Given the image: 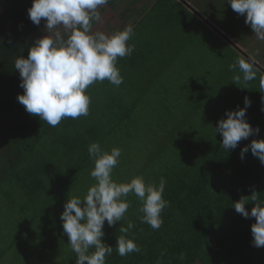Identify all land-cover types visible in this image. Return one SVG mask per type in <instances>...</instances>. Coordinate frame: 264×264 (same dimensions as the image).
<instances>
[{
    "label": "trees",
    "instance_id": "obj_1",
    "mask_svg": "<svg viewBox=\"0 0 264 264\" xmlns=\"http://www.w3.org/2000/svg\"><path fill=\"white\" fill-rule=\"evenodd\" d=\"M125 1L109 0L106 6L115 9ZM153 1L156 9H150L157 12L154 18L159 22V28L151 37L155 42L151 49L136 43L135 38L150 16L148 2L142 9L125 15L126 18H135L137 23L134 34L127 42L134 46L133 53L118 58L116 63L122 73L144 70L145 67L137 63L146 59L150 52L162 49L158 41L165 44L172 34L179 43L180 34L182 37L185 35L180 25L188 27L192 25L190 21H197L180 0ZM31 5L32 0H0V7L4 9L0 14V31L11 26L0 35V116L3 117L0 124V195L5 199L11 197L2 189L3 185L10 184L18 192V197L25 199L22 212H35L30 225L48 211L60 191L73 187L94 169V160L88 153L92 143H99L103 151L110 153L114 138L115 142L119 139L131 140L130 130L138 107L137 103L127 107L126 103L118 104L114 100L107 105L99 103L96 97L98 81L85 90L91 101L87 116L63 118L52 127L27 113L17 100L23 89L20 87L19 71L14 67L15 61L19 57H28L36 36L45 29L43 18L39 26L29 19ZM94 25L93 21L92 28ZM148 27L155 28L151 23ZM63 35L67 39V35ZM262 81L264 78L257 85L260 86ZM259 91L261 96L257 106L246 118L253 129H260L259 134L241 140L235 149L226 151L219 133H215V138L209 133L199 141L196 139L193 131L199 130L196 122L200 105L189 109L195 111L193 114L186 109H178L176 113L170 110L159 126L149 130L156 139L178 140L189 135L186 148L197 152L192 156V165H183L176 160L168 164H173L164 176L163 199L168 201V206L161 212L163 224L158 230L141 222L143 213L138 208L131 212V220L124 219V223L117 222L111 227L104 225L103 243L113 247L112 254L105 257L106 264H264V247L256 248L252 244L251 225L255 223V218H244L233 207L242 197L248 203L245 208L249 212L256 203L264 206V165L250 149L241 159V150L245 146L253 140H264V88L260 87ZM193 103H196L194 91L179 107H190ZM172 108L177 110L175 104ZM234 108L231 106L229 111ZM154 179L155 183L149 184L158 187L161 178L156 174ZM53 189L57 190L54 196ZM254 192L257 195L255 201L251 198ZM129 223L133 225L130 229ZM121 227L128 231H120ZM120 236L133 240L141 251L121 257L115 249ZM12 245L15 243L12 242Z\"/></svg>",
    "mask_w": 264,
    "mask_h": 264
},
{
    "label": "rangeland",
    "instance_id": "obj_2",
    "mask_svg": "<svg viewBox=\"0 0 264 264\" xmlns=\"http://www.w3.org/2000/svg\"><path fill=\"white\" fill-rule=\"evenodd\" d=\"M223 2L211 0L208 5L212 9L216 4L221 15ZM141 3V0H126L115 9L106 5L98 9L101 20L94 21L95 25L90 34L103 32L111 36L127 26L134 29L137 20L130 19V16L126 18L125 15H128L127 12H130L135 5L137 10H140ZM182 5L186 7L185 4ZM194 8L198 9L196 6ZM3 10V7H0V14ZM149 13L150 16L147 15V20L143 22L135 38L136 43L139 42L141 46L151 49L155 43L151 37L155 29L159 28V22L154 18L157 13L155 10L150 9ZM200 13V16L206 19L202 21L203 23H198V20L202 19L198 16L196 23L190 21L192 25L188 27L180 25L185 35L182 37L180 34L179 43L175 41L172 34L165 44L157 42L162 49L150 52L146 59L137 63L145 67L144 70L129 73L126 71L122 73L119 70L123 83L118 87L107 80L99 84V90L96 93L99 103L107 105L114 100L118 104L126 103L127 107L133 103L138 104L130 130L131 140L119 139L115 142L116 138L113 139V148L121 150L118 164L112 172V179L118 184L128 183L136 176H142L146 184L155 183L156 179L153 181V176L157 174V177L164 179L168 168L173 166L168 164L175 162L174 160L183 165H192V156L197 150L189 151L186 148V143L190 140L187 138L190 137L189 135L180 137L178 140L164 137L156 139L155 136H151L153 132L149 130L159 126L170 110L176 113L178 109H186L188 113L193 114L195 111L189 109L200 105L201 111L196 122L199 130L193 131L199 141L209 133L215 138V124L222 117L226 119L223 112H228L231 106L236 107L233 111L245 108V98H247L251 104L246 109V118L257 106L256 103L261 96L259 91L261 85L258 86L257 82L264 78V66L256 65L252 61L249 57L250 50L246 47V43H252L256 34L245 35V31L252 30L249 25H242L236 28L238 29L236 31L231 30L234 34L225 35L219 29V15L215 21L212 14H207L206 9L201 10ZM232 13L230 6L229 14L227 11L222 16L228 23L226 27H223L224 29H230L229 27L233 24L230 17ZM121 16L124 18L122 19ZM165 22H168L167 19ZM148 23L155 28L148 27ZM213 23L219 28L213 27ZM10 27L2 29L0 35ZM189 29L190 32H186ZM61 32L62 35L65 34L63 30ZM46 34L45 29L40 31L36 36L37 40ZM258 55L264 60V50H260ZM239 59H245L246 62L253 64L256 73L254 80L245 82L243 73L238 67L234 70L230 69V65L236 64ZM237 75L241 77L239 83L234 80ZM192 91L196 93V103L191 104L190 107L186 105L179 107L183 100L188 99ZM173 104L177 106V110H173ZM2 122L3 117L0 116V124ZM123 136L127 138L124 133ZM63 167L65 168V165ZM95 183L94 178L88 173L73 187L60 191L48 211L31 225L29 223L35 217V212L23 213L21 209L26 205L25 199L18 197V192L12 189L10 184L3 185V191L10 193L11 197L5 199L0 195V257L2 256L0 264H76V254L69 246L68 236L63 231L60 217L68 198L83 199ZM56 191L53 189V196ZM126 199L130 207L121 222L124 219L131 220L129 219L131 212L142 207V202L135 194L129 193ZM105 224L107 227V222ZM16 238L19 239L16 241ZM12 242L15 245H12ZM91 252H93L92 249H90ZM66 259L67 262H65Z\"/></svg>",
    "mask_w": 264,
    "mask_h": 264
},
{
    "label": "clouds",
    "instance_id": "obj_3",
    "mask_svg": "<svg viewBox=\"0 0 264 264\" xmlns=\"http://www.w3.org/2000/svg\"><path fill=\"white\" fill-rule=\"evenodd\" d=\"M108 2L32 0L28 9L29 19L39 26L43 18L47 34L34 42L27 58L19 57L15 61L14 67L19 71L23 89L17 100L27 113L55 127L63 118L77 119L88 115L91 101L85 90L90 85L105 80L117 87L123 83L116 63L118 58L130 56L134 51V46L127 43L134 34L133 28L127 26L111 36L103 32L90 34L93 21L101 20L98 9ZM228 4L233 11L245 16V23L260 40H264V0H228ZM237 67L245 82L256 78L252 63L239 59L230 65L233 70ZM234 80L239 83L241 77L237 75ZM261 88H264V81ZM250 104L245 98V108L228 111L225 114L227 118L218 121L214 130L222 136V146L226 151L235 149L241 140L259 134L258 127L253 129L246 122V109ZM249 149L264 165V140H253L245 146L241 150V159ZM88 153L94 160L90 175L96 183L83 199L68 198L60 219L69 246L76 254V264H106L105 257L112 254L113 247L102 242L105 222L110 227L121 222L130 207L126 197L133 193L142 202L139 209L143 213L141 222L158 230L163 224L161 212L168 206V201L163 199L166 181L161 178L157 187L146 184L142 176H136L128 183L118 184L112 179V172L118 164L121 150L113 148L109 153L103 151L99 143H92ZM251 198L253 201L257 199L255 192ZM246 204L242 197L233 207L242 217L255 218L251 225L252 244L256 248L264 247V206L256 203L249 212ZM132 227L129 223L128 229ZM128 229L121 227L120 231L126 233ZM93 248L95 250L90 253ZM115 249L121 257L141 251L133 240L125 236L117 238Z\"/></svg>",
    "mask_w": 264,
    "mask_h": 264
},
{
    "label": "crops",
    "instance_id": "obj_4",
    "mask_svg": "<svg viewBox=\"0 0 264 264\" xmlns=\"http://www.w3.org/2000/svg\"><path fill=\"white\" fill-rule=\"evenodd\" d=\"M182 4H185L186 5V9H188V11L192 14V15H195V17L198 18L201 17L202 19H199L198 20V23L202 22L203 20H206L203 16H200V11L201 10H204L206 9L207 10V14L208 15H211L212 14V17H214L215 21H216V17L219 15L220 18H219V22L220 23V28L217 26V24L213 23V27H216V28H219L221 29L222 33L227 35V34H234L233 32H231V30L233 31H236L238 29V27L242 26V25H248L245 23V16H242L238 13H236L235 11H233V13L231 14V19L233 21V24L231 25V27H229L230 29H224L223 27H226V21L225 19L222 18V16H224L227 11H228V14H229V9H230V5L228 4V0H220V1H224L222 4L224 5L223 7V11L220 15V11L217 9V5L214 4V6L211 7L208 5L210 4L211 0H180ZM141 4H140V9H142L144 6L147 5V2H148V6H149V9L150 8H155L156 9V6H154L155 4V1L153 0H141ZM194 6H196L198 9H200V11L195 10ZM137 10V6L135 5L130 12H127V13H132L134 11ZM196 11V12H195ZM122 17V16H121ZM209 22V21H208ZM203 23V22H202ZM210 23V22H209ZM234 28V29H232ZM247 34H255L253 33V31H245V35ZM245 39V37H244ZM247 44V49L250 50L249 52V57H251L252 61L256 64V65H259V66H264V63H261V61H264L259 55V51L260 50H264V40H260L256 35L252 41V43L248 42L246 43Z\"/></svg>",
    "mask_w": 264,
    "mask_h": 264
}]
</instances>
